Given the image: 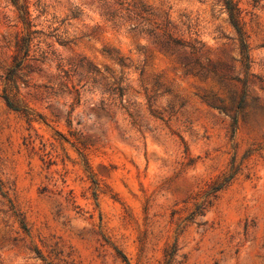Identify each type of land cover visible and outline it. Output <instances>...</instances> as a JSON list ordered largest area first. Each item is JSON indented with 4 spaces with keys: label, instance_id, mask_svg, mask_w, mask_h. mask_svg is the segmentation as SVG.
I'll return each instance as SVG.
<instances>
[{
    "label": "rangeland",
    "instance_id": "374dc122",
    "mask_svg": "<svg viewBox=\"0 0 264 264\" xmlns=\"http://www.w3.org/2000/svg\"><path fill=\"white\" fill-rule=\"evenodd\" d=\"M233 2L248 68L222 0H0V264H264V0Z\"/></svg>",
    "mask_w": 264,
    "mask_h": 264
},
{
    "label": "trees",
    "instance_id": "16d2710c",
    "mask_svg": "<svg viewBox=\"0 0 264 264\" xmlns=\"http://www.w3.org/2000/svg\"><path fill=\"white\" fill-rule=\"evenodd\" d=\"M19 1L20 0H11L12 4L18 9L22 7V4H19ZM222 1L224 4V8L227 12V16H228L227 20L229 24L231 25V27L233 28L234 33H235L234 40L236 41V44L238 46V51L241 56V62L243 63V65H245L248 68L250 59H249L247 37H246V33L240 21L238 8L236 4L233 2V0H222ZM166 26L167 24H165V26H162L161 35L152 34L153 35L152 37L154 38V42L160 45V47L165 48L166 50H172V47H180V48L185 49L187 44H185V42L181 40L180 38L172 37L171 34L166 31V28H165ZM149 33H152V32L150 31ZM160 36L166 37L167 40L164 42H161ZM191 50H192L191 52H194V48H192ZM183 64L186 65L185 63ZM200 68H201L200 71L196 72L197 74L204 75V74L212 73L213 75H217L213 69H210L209 67H207V63L206 65L205 64L200 65ZM219 78L221 79L222 76H219ZM4 99L6 101V104L11 107V103L9 102L7 96H4ZM117 251L123 258V260L126 262L125 255L121 253L119 250Z\"/></svg>",
    "mask_w": 264,
    "mask_h": 264
}]
</instances>
